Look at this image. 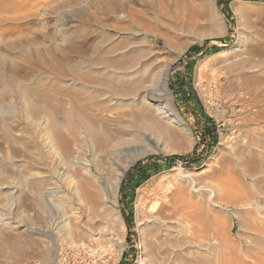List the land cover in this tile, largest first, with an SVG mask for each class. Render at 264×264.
I'll use <instances>...</instances> for the list:
<instances>
[{
	"label": "rangeland",
	"instance_id": "1",
	"mask_svg": "<svg viewBox=\"0 0 264 264\" xmlns=\"http://www.w3.org/2000/svg\"><path fill=\"white\" fill-rule=\"evenodd\" d=\"M144 40L163 49L151 62L128 55ZM148 95L168 101L190 135L154 126L152 138L124 137L117 147L137 155L114 157L127 166L116 203L102 190L88 199L85 164L116 166L78 149L82 126H144L130 112L160 118ZM168 182L182 211L157 228L145 200ZM262 229L264 0H0V264H52L58 248L72 264H214L226 241L256 248Z\"/></svg>",
	"mask_w": 264,
	"mask_h": 264
},
{
	"label": "bare ground",
	"instance_id": "2",
	"mask_svg": "<svg viewBox=\"0 0 264 264\" xmlns=\"http://www.w3.org/2000/svg\"><path fill=\"white\" fill-rule=\"evenodd\" d=\"M234 8V6H233ZM144 18V17H143ZM142 17H137L136 20V23L137 25L136 28L138 27V32H143V33H147L148 30L146 29V27H148L146 24V21L143 20ZM151 24V23H149ZM56 26H60L61 25V22H57L55 24ZM134 26V27H135ZM122 27V26H121ZM125 27V26H124ZM133 27V26H132ZM149 28V27H148ZM175 28V27H174ZM121 29V28H120ZM130 29V27H129ZM124 31H127V29H123ZM168 30V29H167ZM171 30V29H170ZM131 31V30H130ZM122 32V31H121ZM133 32V31H132ZM158 32V31H156ZM168 32V31H167ZM172 32H174L172 30ZM117 33V32H116ZM134 33V32H133ZM163 33V34H162ZM162 33H159L158 36H160L163 40V44L166 45L168 47V45H170L171 43L175 44L174 41H175V36L174 34H166V31ZM165 33V34H164ZM169 33V32H168ZM137 34V33H136ZM162 34V35H160ZM127 35V34H126ZM130 35V34H129ZM139 35V34H138ZM151 35V34H150ZM128 36V35H127ZM132 36V35H131ZM144 37V36H143ZM129 38V37H128ZM133 38V37H132ZM140 38V37H139ZM148 38V37H147ZM146 38V39H147ZM145 39V38H144ZM126 40H127V37H126ZM138 40V38H137ZM142 40V38H141ZM128 41V40H127ZM126 41V42H127ZM125 42V43H126ZM131 42V41H130ZM134 42V41H133ZM152 42V40H151ZM155 46L149 42H146L145 40L142 41L138 46H135L132 47L131 49H129L128 51V55L129 57H133L135 55V57H138L137 59H142L144 61H153L152 59L155 60V58L157 57L156 55L159 54V52L163 49H161L158 45H157V41L155 42ZM130 45V44H129ZM126 46V45H125ZM133 46V45H132ZM171 46H174V45H171ZM240 50V49H239ZM237 51V50H236ZM131 55V56H130ZM156 56V57H155ZM149 65H151L150 63H148ZM166 72H167V69H165V71L162 73L160 79L165 81L166 80ZM161 91H164L163 88H161ZM120 92V91H119ZM123 92V90H122ZM117 94V93H116ZM119 94V93H118ZM117 94V95H118ZM154 94V93H153ZM116 95V96H117ZM112 96H115V95H112ZM121 98L120 100L121 101H124L128 98L129 95H121ZM134 96V95H133ZM132 96V97H133ZM155 97H158L156 95H148V100L150 101V103H152L151 107L154 109L157 110L160 118L154 116L155 114L152 113V111H148V112H145L143 114H139V113H135L134 111H131L130 114L138 119H141V121H144V126H142L141 124L138 125V124H133L131 126V130L130 129H126V130H130V132L128 131H124L121 128H116L114 130H108V129H103L101 133H98L96 130H94L93 128H89L88 126H85L83 128L82 126V129L84 130L83 131V135L82 136V140L78 142L77 144V147L78 149L81 151L82 149H84V146L83 144L85 143L87 145V147L89 149H92L94 152L97 153L98 157L100 158L101 161H103V158H108V160L110 161V165L111 167H114L116 166V163L115 161L117 162V160H121L122 158L119 157L117 160H115V156L117 155H123L125 153H129V155L131 157H136L137 155V151H136V147H133L134 149H126V148H118L117 146L119 144H129V141H126L124 139V137L130 135L132 137H143L144 139L146 138V135L147 136H150V138H152L153 136V129H154V126H156L157 128H160L162 133L163 134H167V136H176V135H179L182 137V135L179 133V130H182L187 136L190 135L189 133V130L187 128V126L185 125V123L176 115H174L170 108H169V103L168 101H159L158 99H154ZM165 97V96H164ZM131 99V98H130ZM166 99V98H165ZM169 100V99H168ZM129 101V100H128ZM127 101V102H128ZM125 102V101H124ZM126 104V103H125ZM100 107V106H99ZM102 107V106H101ZM105 110V109H104ZM128 110V109H127ZM132 110V109H130ZM113 111V110H112ZM140 111V110H139ZM138 112V111H137ZM127 113V112H126ZM129 114V112L127 113ZM123 115V114H122ZM122 118V116H120ZM133 117V118H134ZM132 118V119H133ZM131 120V119H129ZM136 120V119H133V121ZM101 123V122H100ZM138 123V122H137ZM141 123V122H140ZM88 125V124H87ZM127 125V124H126ZM91 127V126H90ZM105 127V126H104ZM124 127V126H123ZM110 128V126H109ZM127 128V126H126ZM125 129V128H124ZM99 130V129H98ZM158 131V130H157ZM160 131V130H159ZM100 132V131H99ZM165 134V135H166ZM160 135V134H159ZM166 136V137H167ZM123 137V138H122ZM117 143L114 144L113 140L117 139ZM129 138V137H128ZM127 138V139H128ZM160 138V137H159ZM74 141V140H73ZM72 141V142H73ZM134 142V141H133ZM113 143V144H112ZM118 144V145H117ZM85 145V146H86ZM134 145V144H133ZM122 147V146H121ZM124 147V146H123ZM127 147V146H126ZM139 147V146H138ZM77 149V150H78ZM139 149V148H138ZM74 150V149H73ZM136 151V152H135ZM74 153V151H73ZM141 153V152H140ZM142 155V153H141ZM123 157V156H122ZM121 158V159H120ZM104 162V161H103ZM80 163V162H79ZM82 163V162H81ZM95 164V162H94ZM104 166V164H102ZM103 166H93V165H88V164H85V173L86 174H89V178L87 177L86 179V185L91 188V190H94L90 192H88V199H94L97 195H98V192L99 190H102V192L104 193V195L106 196V199H107V202L109 204H111L112 206L114 205V203H116V198H117V189H118V186H119V183L126 171V168L127 166H116L115 168H109L108 169H105L103 168ZM94 170V171H93ZM107 176V177H106ZM92 179L95 180V183L98 185V189H95V184L94 182L92 181ZM154 181V180H153ZM52 186V185H51ZM50 186V187H51ZM58 187V186H56ZM52 188V187H51ZM59 188V187H58ZM173 189V187L170 185V183L168 182L167 184H159L157 190H153L152 193L150 194V197L147 198L146 201V209H147V219L148 222H151V224H153V226H156V225H159L157 226V228L162 225V223H164L165 221H168L170 219H172V216H174L175 213H177V211H182L180 209V206H178V203L176 202V200H174L173 198L171 199L170 198V195H173V194H169L167 192H170V190ZM55 190V189H54ZM60 190V189H59ZM58 190V191H59ZM145 190V189H144ZM48 191V190H47ZM57 191V190H56ZM172 191V190H171ZM234 191V190H233ZM231 191V192H233ZM237 191V190H236ZM242 191V190H240ZM243 192V191H242ZM49 193V192H48ZM58 193V192H57ZM243 194V193H242ZM244 194H246L244 192ZM248 194V193H247ZM250 194V193H249ZM101 195V194H100ZM146 195V193H145ZM55 196V195H54ZM53 196V197H54ZM236 196V195H235ZM249 196V195H248ZM169 197V199H168ZM237 197V196H236ZM141 199V198H140ZM144 199V198H143ZM146 199V198H145ZM241 199V197H240ZM238 200V199H237ZM49 201V200H48ZM140 201V200H139ZM138 201V203H139ZM144 201V203H145ZM241 201V200H240ZM144 205V204H143ZM143 207V206H142ZM183 209V207H182ZM186 209V208H184ZM144 210V209H142ZM176 211V212H175ZM174 212V214H173ZM145 213V212H143ZM146 214V213H145ZM187 214V215H186ZM186 214H182L183 216L186 215L188 216V212ZM201 215V214H200ZM146 216V215H145ZM144 216V218H145ZM177 216V215H176ZM184 216V217H186ZM198 216V215H197ZM141 217V216H140ZM139 216L136 218V226L138 228V232L140 234V238L142 239L143 237H146L144 236V234L142 233L143 232V226L145 225L143 220L144 219L142 217V219L140 218ZM175 217V216H174ZM199 217V216H198ZM201 219H203L202 217L203 216H200ZM63 218V217H62ZM200 219V218H198ZM205 219V218H204ZM63 220V219H61ZM206 220V219H205ZM204 220V222H205ZM145 221V219H144ZM62 223V222H61ZM113 224L114 226H117V225H120V222L117 221V220H113ZM161 224V225H160ZM148 224H146L147 226ZM165 225V224H164ZM145 226V227H146ZM152 226V227H153ZM163 226V225H162ZM206 226V225H205ZM124 227V226H123ZM118 228V227H117ZM154 228V227H153ZM152 228V229H153ZM157 228H155L154 230H157ZM262 228V227H261ZM200 232L202 233L201 236H204V238L206 237L205 235H207L208 231L206 232L204 226L202 227V229L200 228ZM263 230V229H262ZM262 233V232H261ZM263 233H264V230H263ZM203 238V237H202ZM203 238V239H204ZM149 239V238H148ZM151 239V238H150ZM206 239V238H205ZM149 241V240H148ZM152 239L149 241L151 242ZM147 242V240H146ZM148 242V243H149ZM154 242V241H152ZM198 242V241H197ZM156 243V242H154ZM238 243V242H236ZM235 242H228L226 241L225 245L230 247V250L228 253H219V254H215V256L217 255V261L214 263V264H264V239H259V244L262 245V246H258L259 244L257 243V247L254 249L253 246L252 248L250 247H241V251L240 250H237L238 246L236 245ZM256 243V242H255ZM151 246H152V243H150ZM147 245L149 244H144L143 242L141 243V247H142V251L140 252L141 255H145L146 251H148V246L146 247ZM157 245V244H156ZM197 245V244H196ZM198 245H201V242L198 243ZM149 246V248L151 247ZM155 246V245H154ZM204 246V245H202ZM157 249L159 248V246L157 245L156 246ZM154 247V248H156ZM227 247V248H228ZM201 248V246H200ZM152 250V247L150 248ZM149 249V252H151V250ZM160 249V248H159ZM255 252H254V251ZM156 251V250H154ZM153 251V252H154ZM159 251V250H157ZM254 252V253H253ZM166 253V252H164ZM217 253V252H215ZM15 255H19L20 253L19 252H14ZM156 254V253H155ZM0 256L4 257L6 256V251H4L3 249H1L0 247ZM209 256V255H208ZM202 257V256H201ZM198 260V261H185L184 264H213L212 261L214 260H210L209 258H201ZM214 257V256H213ZM211 258V257H210ZM188 259V258H187ZM198 259V258H196ZM142 260V259H141ZM144 260V259H143ZM142 260V261H143ZM186 260V258H185ZM143 263V262H142ZM146 264V263H145ZM183 264V263H181Z\"/></svg>",
	"mask_w": 264,
	"mask_h": 264
},
{
	"label": "built area",
	"instance_id": "3",
	"mask_svg": "<svg viewBox=\"0 0 264 264\" xmlns=\"http://www.w3.org/2000/svg\"><path fill=\"white\" fill-rule=\"evenodd\" d=\"M71 255H72L71 252L64 251L58 248L55 252L52 264H72L70 263V258H69Z\"/></svg>",
	"mask_w": 264,
	"mask_h": 264
}]
</instances>
